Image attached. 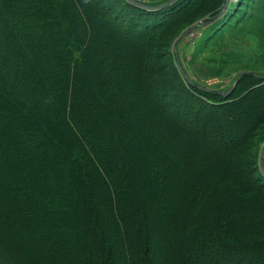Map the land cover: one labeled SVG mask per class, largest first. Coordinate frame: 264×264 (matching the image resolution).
<instances>
[{"label": "trees", "instance_id": "16d2710c", "mask_svg": "<svg viewBox=\"0 0 264 264\" xmlns=\"http://www.w3.org/2000/svg\"><path fill=\"white\" fill-rule=\"evenodd\" d=\"M166 1L0 0V250L14 264H264V75L225 97L172 65L170 86L152 52L190 0ZM155 218L156 249L142 229Z\"/></svg>", "mask_w": 264, "mask_h": 264}, {"label": "rangeland", "instance_id": "374dc122", "mask_svg": "<svg viewBox=\"0 0 264 264\" xmlns=\"http://www.w3.org/2000/svg\"><path fill=\"white\" fill-rule=\"evenodd\" d=\"M138 1L157 2L161 0ZM202 1L190 0L188 6L184 9V15L181 16L180 14L179 19L170 23L169 29L165 27L160 31L163 38L156 41L158 49L152 53L160 55L159 64L163 79L165 81L170 79V82L166 81L170 86L179 87V79L176 80L174 73L171 71V66L174 65L178 71L177 75L181 79L183 78L176 61V54L188 78L193 83L213 91L225 92L228 90L242 71H252L264 75V0H228L223 16L218 17L217 21L211 25L199 24L191 32L180 38L175 49L173 48V43L182 32L199 21H207L219 12H223L226 2V0H220L224 1L221 6L219 5L211 11H207L204 5H200ZM215 9L218 10V13L213 14L216 11ZM226 21L229 22L228 25L218 28V31L214 32L215 23L222 24ZM168 35L172 36L167 38ZM182 81L185 82V79L183 78ZM246 87L247 85H244V88ZM172 93L177 94L176 91ZM262 107L264 109V105ZM261 126L263 128L255 132L256 137L252 140L254 145L252 151L259 171L264 177L259 164L260 155L264 152V124ZM199 147L198 145L197 148ZM262 169H264V156L262 157ZM138 189L142 203H144V212H146L145 207H148V201H152L148 197L151 193L148 192L146 186ZM7 211L9 212V208ZM151 227L156 231L154 234ZM142 229L145 230L147 236L148 232L152 233L154 248L160 247L159 244H162L161 242L164 239L159 243L160 230L157 219L155 218L154 222L149 219L148 222L146 221L142 225ZM3 243L8 245L5 241ZM11 244L16 247V240L14 239ZM6 251L0 250V264H12V260H15V256L11 255L9 249ZM153 254V252L151 254L148 252L147 257L151 258V264H157ZM185 255L182 254L183 257ZM27 264L46 263H43V260L39 261L35 255H31Z\"/></svg>", "mask_w": 264, "mask_h": 264}, {"label": "water", "instance_id": "95a60500", "mask_svg": "<svg viewBox=\"0 0 264 264\" xmlns=\"http://www.w3.org/2000/svg\"><path fill=\"white\" fill-rule=\"evenodd\" d=\"M130 1H133V0H130ZM175 0H168L166 1L165 3H162L160 4L158 7H161V6H164V5H167V4H170L172 2H174ZM227 2L228 0H226L225 4H224V9L223 11L225 10L226 8V5H227ZM222 12H219L216 16L208 19L207 21H199L198 23L194 24L193 26L189 27L188 29H186L184 32H182V34L178 37V39L173 43V48L175 49L176 47V44L177 42L180 40V38H182L183 36H185L186 34H188L189 32H191L194 28H196L197 26H199V24H203V25H207L209 24L211 21L217 19L220 14ZM176 61H177V64H178V67L180 69V72H181V75L183 76V78L185 79L186 83L189 84L190 86L196 88V89H199V90H202V91H206V92H211L212 94H217V95H223V96H228L235 88L236 84L238 83V81L240 80V78L242 77V75L244 74H250V75H256L255 72H252V71H242L238 74V76L236 77V80L234 81L233 85L228 89L226 90L225 92H219V91H213V90H209L205 87H202L200 85H197L195 83H193L189 78L188 76L186 75V73L183 71L181 65H180V62L178 60V56L176 54ZM262 79H264V76L261 77ZM264 156V152L260 155V158H259V164H260V169H261V172L264 173V169H262V157Z\"/></svg>", "mask_w": 264, "mask_h": 264}]
</instances>
